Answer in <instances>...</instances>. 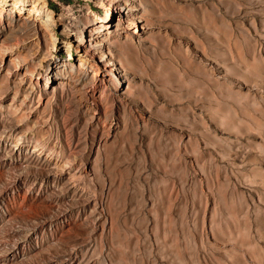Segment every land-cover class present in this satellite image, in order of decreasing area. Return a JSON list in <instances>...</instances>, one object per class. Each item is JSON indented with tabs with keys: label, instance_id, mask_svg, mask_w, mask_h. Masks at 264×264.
Returning <instances> with one entry per match:
<instances>
[{
	"label": "rangeland",
	"instance_id": "obj_1",
	"mask_svg": "<svg viewBox=\"0 0 264 264\" xmlns=\"http://www.w3.org/2000/svg\"><path fill=\"white\" fill-rule=\"evenodd\" d=\"M5 1L0 264H264V0Z\"/></svg>",
	"mask_w": 264,
	"mask_h": 264
},
{
	"label": "bare ground",
	"instance_id": "obj_2",
	"mask_svg": "<svg viewBox=\"0 0 264 264\" xmlns=\"http://www.w3.org/2000/svg\"><path fill=\"white\" fill-rule=\"evenodd\" d=\"M6 1H7V0H6ZM6 1H5V2H6ZM13 1H14V0H13ZM16 1H17V0H16ZM18 1H19V0H18ZM11 2H12V1H11ZM28 2H29V1H28ZM19 3H20V1H19ZM17 4H18V3L14 1V3H13L14 8H16V5H17ZM43 4H44V3H43ZM21 5H22V4H21ZM22 6H23V5H22ZM22 6H21V7H22ZM24 6H26V4H25ZM21 7H20V9H21ZM18 8H19V7H18ZM11 9H12V8H11ZM13 10H14V9H13ZM13 10L10 11V13L12 14L11 16H14L13 13H15V12H14ZM34 10H35V9H34ZM35 12H36V10H35ZM37 14H38V12H37ZM37 14H36V15H37ZM39 16H40V15H39ZM31 25H32V24H31ZM117 26H119V25H117ZM117 26H116V27H117ZM28 27H29V26H28ZM32 28H33V27H32ZM117 28H118V27H117ZM29 29H31V27H29ZM85 59H86V58H85ZM81 61H83V60H81Z\"/></svg>",
	"mask_w": 264,
	"mask_h": 264
}]
</instances>
